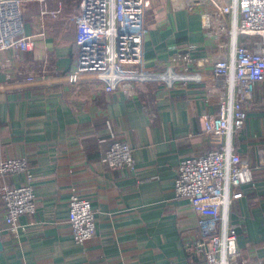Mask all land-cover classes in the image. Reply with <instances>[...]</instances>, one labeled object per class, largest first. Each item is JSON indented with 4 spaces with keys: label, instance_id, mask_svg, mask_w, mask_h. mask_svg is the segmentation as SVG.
I'll use <instances>...</instances> for the list:
<instances>
[{
    "label": "crops",
    "instance_id": "obj_1",
    "mask_svg": "<svg viewBox=\"0 0 264 264\" xmlns=\"http://www.w3.org/2000/svg\"><path fill=\"white\" fill-rule=\"evenodd\" d=\"M151 1L145 69L188 77L173 86L145 81L132 95L104 93L92 75L66 81L77 65L73 16L79 0L23 4L24 34L35 45L8 66L0 63V161L30 162L37 208L19 218L17 236L3 231L0 264H206L196 248L202 239L198 217L188 199L176 196L174 185L181 161L209 151L204 117L218 115V94L227 93L210 61L222 49L206 37L199 10ZM194 46L199 47L191 51L195 63L209 61L188 69L183 57ZM27 76L36 83L28 84ZM245 110L233 146L253 180L231 205L229 222L236 226L242 256L257 264L264 263V83L255 86ZM117 139L133 148L135 172L102 162ZM26 182L24 174L0 176V187ZM73 193L90 199L95 211V236L83 245L69 230ZM6 216L0 202L1 230Z\"/></svg>",
    "mask_w": 264,
    "mask_h": 264
},
{
    "label": "built area",
    "instance_id": "obj_2",
    "mask_svg": "<svg viewBox=\"0 0 264 264\" xmlns=\"http://www.w3.org/2000/svg\"><path fill=\"white\" fill-rule=\"evenodd\" d=\"M28 1L0 0V63L8 66L20 54L32 51L34 41L24 34L23 4ZM174 10H199L203 30L214 39L222 52L211 59L212 73L227 89L218 94V115H206L202 134L209 145L206 154L184 159L178 166L174 192L186 198L198 217L202 239L196 248L205 254L206 264H248L237 246L236 226L229 222L233 202L244 196L242 187L253 180L252 170L234 151L233 139L243 129L247 118L245 104L251 102L255 86L264 83V0H170ZM151 0H79L75 22L76 69L66 81L77 83L92 75L107 94L124 91L132 95L138 86L149 80L163 81L169 86L187 74L171 69L151 73L145 69L144 45L146 17L153 7ZM52 12L53 15L58 14ZM262 39L256 40V37ZM183 60L202 66L209 59L195 63L191 51ZM175 75L172 81L157 76ZM194 81L200 78L192 76ZM42 80V79H41ZM40 80V82H41ZM28 84H35L27 76ZM211 95V91H210ZM102 162L108 168L136 171L133 148L115 140L105 152ZM26 175L27 182L0 187V202L7 216L3 231L19 234V218L36 212L34 174L26 159L0 161V176ZM69 230L78 244L95 236V211L91 200L73 193L69 200ZM264 264V263H257Z\"/></svg>",
    "mask_w": 264,
    "mask_h": 264
},
{
    "label": "rangeland",
    "instance_id": "obj_3",
    "mask_svg": "<svg viewBox=\"0 0 264 264\" xmlns=\"http://www.w3.org/2000/svg\"><path fill=\"white\" fill-rule=\"evenodd\" d=\"M257 38H261L262 39V37H260V36H258Z\"/></svg>",
    "mask_w": 264,
    "mask_h": 264
},
{
    "label": "water",
    "instance_id": "obj_4",
    "mask_svg": "<svg viewBox=\"0 0 264 264\" xmlns=\"http://www.w3.org/2000/svg\"><path fill=\"white\" fill-rule=\"evenodd\" d=\"M0 246H1V243H0Z\"/></svg>",
    "mask_w": 264,
    "mask_h": 264
},
{
    "label": "bare ground",
    "instance_id": "obj_5",
    "mask_svg": "<svg viewBox=\"0 0 264 264\" xmlns=\"http://www.w3.org/2000/svg\"><path fill=\"white\" fill-rule=\"evenodd\" d=\"M98 217V216H97Z\"/></svg>",
    "mask_w": 264,
    "mask_h": 264
}]
</instances>
